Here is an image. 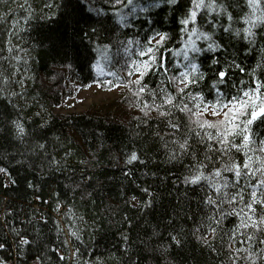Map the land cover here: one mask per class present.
Here are the masks:
<instances>
[{
	"label": "trees",
	"instance_id": "trees-1",
	"mask_svg": "<svg viewBox=\"0 0 264 264\" xmlns=\"http://www.w3.org/2000/svg\"><path fill=\"white\" fill-rule=\"evenodd\" d=\"M215 2L226 11L198 9L196 23L185 26L181 20L190 14L192 0H179L177 5L122 0L115 6L108 0H0V15L9 13L0 19V88L6 94H21L0 95V168L7 169L0 172V242L7 245L0 249V258L15 257L18 264L35 259L40 264H251L243 251L230 259L235 256L231 249L249 247L244 236L227 247L224 233L237 223L236 217L225 220L224 231L215 237L206 231L204 218L214 206L206 205L204 198L215 191L203 180L196 185L183 182L200 162L207 165L206 172L220 166L218 153H210L212 161L204 159L207 144H215L204 133L214 134L215 129L197 128L176 109H171V117H162L155 108H146L145 102L150 105L153 97L147 89L137 94L138 74L127 72L132 60L146 59L139 52L149 39L167 33L161 51L168 72L150 71L142 80L148 89L157 90L160 103V88L176 92L178 81L170 84L168 77L190 71L182 55L188 39L183 29L198 27L211 32L222 47L207 51L210 41H196L205 51H189V57H195L205 75L190 91H202L214 100L212 85L220 71L227 73L225 83L216 86L228 97L239 88L255 87L257 78L264 80V23L252 21L257 27L255 43H250L245 33L235 34L236 29L249 27L246 18L252 9L247 0ZM121 14L126 17L123 23ZM104 45L107 58L98 51ZM253 70L255 77L250 75ZM91 86L103 91L120 88L121 95L109 105L82 113L56 112L78 88ZM219 118L211 111L204 113L210 122ZM168 119L180 127L171 128ZM17 120L26 129L22 139L13 124ZM253 129L259 133L258 143L264 126L257 122ZM187 136L196 157L189 153L170 161L169 149L177 148L172 141ZM133 152L139 159L129 163ZM13 228L31 243L18 248ZM73 231L80 239L71 235ZM262 248L258 237L252 243L256 264H264Z\"/></svg>",
	"mask_w": 264,
	"mask_h": 264
},
{
	"label": "snow or ice",
	"instance_id": "snow-or-ice-1",
	"mask_svg": "<svg viewBox=\"0 0 264 264\" xmlns=\"http://www.w3.org/2000/svg\"><path fill=\"white\" fill-rule=\"evenodd\" d=\"M25 2L27 3V0ZM108 2L113 6L122 4V0H108ZM131 2L132 0H128V3ZM166 2L169 5H177L179 0H166ZM192 3L193 8L190 9V14L181 20L182 25L187 26L190 22L195 24L198 9L208 8L210 11H216L217 7H219L226 11L224 5H217L215 0H211L207 4L205 0H192ZM247 3L252 9L251 15L246 18V23L249 24V27L236 29L235 34L240 36L241 32H243L245 33L244 39H248L250 43H255L256 33L253 29L257 25L252 23V21L256 20L264 23V7H261V0H247ZM124 6L126 7L127 5ZM116 11L119 12L120 10L116 9ZM257 12L260 14L257 15ZM29 15H31V11H29ZM227 16L229 20L233 19L231 13H227ZM120 21L122 23L126 21V17L123 14L120 15ZM228 28H231V25H228ZM228 28L225 30L227 31ZM183 31L188 34V39L184 44L185 50L182 55L184 60L189 61L186 68L190 69V71L186 70L177 77H168L170 84L173 81H178L175 93L165 88H160L159 92L162 93V96L159 99L161 102L157 103V90L148 89L147 84L142 83L144 75L150 71L161 70L164 73L168 72L166 59L161 51L163 42L167 39V33H157L160 37L158 40L155 37L149 39L147 46L139 52V55L146 57V59L140 61L132 60L131 67L127 69V72L130 76L138 74L135 80V84L138 86L137 94L144 93L147 89L153 97L150 105L145 102L146 108H155L162 117H171L174 115L171 109H176L186 114L197 128L215 129L214 134L211 131H205L204 133L208 141H215V144H207L204 159L212 161L213 155L210 153H218L220 154V166L214 167L211 172H206L207 165L204 162H200L191 170V175L184 177L183 182L186 185H196L202 180L207 182L210 188L215 191V195L207 194L204 198L206 205L214 206L211 214L204 218L206 231L215 237L218 233L224 231L222 226L225 220L232 216L236 217L237 223L224 233L228 237L227 247L231 249L232 242L240 236L246 237L249 247L243 250L240 248L231 249L235 256L230 255V259H235L243 251L251 261V264H256L258 254L252 250V243L259 237V242L264 244V137H261L257 143L255 137L259 133L254 131L253 125L259 122L261 126H264V80L257 78L255 87L245 86L244 88H239L235 95L228 97L222 88L216 86L217 83L220 85L225 83L224 78L227 73L226 71H220L218 81L212 85L217 93L214 100H208L202 91L193 93L189 89L198 86L205 74L199 71L200 66L196 63L195 57H189V51L193 53H203L205 51L204 48L197 45L196 41L199 39L210 41L207 44V51L215 52L222 46L212 39L211 32L202 31L198 27H192L190 31L185 27ZM131 43L132 41H129V44ZM9 44H11V41H9ZM107 48V45H104L103 49L98 47V51L105 58H107ZM9 51H11V47ZM128 51L129 49L125 48V52ZM157 53H160L159 57ZM180 54L179 51L176 52V55ZM212 63L217 64L218 61L213 59ZM233 64L235 67L240 68L241 71H244V68L240 65H235L234 61ZM257 67H260V65L258 64ZM250 75L255 77V70ZM3 80L5 84L9 82L7 76H4ZM5 94L6 89L0 88V95ZM6 95L16 97L21 94L11 92ZM9 102L11 103V100ZM166 105L168 106L167 109L165 108ZM209 111H211L213 116L221 118L211 122L204 119V113ZM13 124L17 137L22 139L26 134L24 124L19 120L13 121ZM167 124L173 129L180 127V124L173 122L172 119H168ZM196 135L200 136L201 134L196 132ZM237 138H239V142ZM190 139L191 136H187L183 140L177 138L172 141L177 148L169 149L170 155L168 159L170 161L178 160L189 153L195 158L196 152L189 142ZM201 142H203V138H201ZM216 144L219 145L218 148ZM40 147L42 148L43 145H40ZM165 147H168V145L165 144ZM236 153H242V156H237ZM137 159H139L138 155L133 152L128 162L131 163ZM6 171L7 169L0 168V172ZM225 173L232 174V177L230 178ZM145 191L147 192L148 189H145ZM150 203L151 201H149ZM12 232L19 237L17 241L18 248L31 243L26 236L21 235L19 230L13 228ZM71 235L75 236L76 239H80L75 231ZM173 239L175 240L176 237L173 236ZM200 239L204 240L208 247H212V244L203 235ZM176 243L180 244L181 241L176 240ZM6 247V243L0 242V249H5ZM75 251L79 254L78 248ZM260 252L264 253V248L260 249ZM64 258L63 255L60 256V259ZM0 264H7V261L0 258Z\"/></svg>",
	"mask_w": 264,
	"mask_h": 264
},
{
	"label": "rangeland",
	"instance_id": "rangeland-1",
	"mask_svg": "<svg viewBox=\"0 0 264 264\" xmlns=\"http://www.w3.org/2000/svg\"><path fill=\"white\" fill-rule=\"evenodd\" d=\"M8 15L9 13H5L4 16L0 15V19H6ZM120 93V88L112 91H103L97 86L87 89L78 88L75 97L67 100L56 112L61 114L82 113L94 106H106L118 99Z\"/></svg>",
	"mask_w": 264,
	"mask_h": 264
},
{
	"label": "built area",
	"instance_id": "built-area-1",
	"mask_svg": "<svg viewBox=\"0 0 264 264\" xmlns=\"http://www.w3.org/2000/svg\"><path fill=\"white\" fill-rule=\"evenodd\" d=\"M68 244L70 246V256L72 257L73 256V248L71 246L70 239H68ZM7 264H18V262H17V259L14 257L12 260L7 261ZM28 264H40V261L35 259V260L30 261Z\"/></svg>",
	"mask_w": 264,
	"mask_h": 264
},
{
	"label": "bare ground",
	"instance_id": "bare-ground-1",
	"mask_svg": "<svg viewBox=\"0 0 264 264\" xmlns=\"http://www.w3.org/2000/svg\"><path fill=\"white\" fill-rule=\"evenodd\" d=\"M13 259V257L11 258V259H8L7 261H10V260H12Z\"/></svg>",
	"mask_w": 264,
	"mask_h": 264
}]
</instances>
